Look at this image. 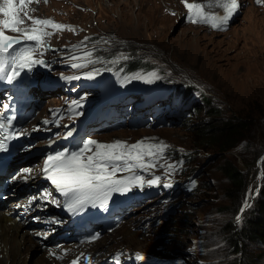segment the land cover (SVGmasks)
Masks as SVG:
<instances>
[{"label": "rangeland", "instance_id": "rangeland-1", "mask_svg": "<svg viewBox=\"0 0 264 264\" xmlns=\"http://www.w3.org/2000/svg\"><path fill=\"white\" fill-rule=\"evenodd\" d=\"M189 1L201 4L206 13L225 14L218 0H187ZM238 4L240 7L229 20L226 30H214L206 24L188 22L183 12L186 10L184 0H34L25 9L31 17L50 19L68 26L63 31L45 28L47 32H54L50 37L44 38L45 42L53 43L62 50L82 45V49L86 50L75 55L83 56L85 52H92L91 59L97 61L87 68L72 69L70 64L77 61L71 59V54L66 58L67 63L54 70V74L67 71V76H82L84 72L101 69L100 74L92 80L63 79L61 94L54 91L46 95L42 90L34 89L36 104L27 129H36L39 111L43 113L46 105L50 107L56 104L48 98L63 105L60 111L63 119L76 117L69 106L72 100L83 98V106L77 110L82 114L90 98L98 93H105L110 83L115 81L110 74L113 66L111 63L115 62L117 65L134 55H138V60L143 63L136 68H152L137 71L139 75L156 72L161 77L152 83L155 85L154 89L187 83L197 87L200 94L209 95L212 103L222 109L220 120L239 118L249 123L240 142L223 152L217 146L196 144L193 132L183 124V117H174L169 124L154 123L140 127L136 124L129 126L128 120L122 117L120 122L93 133L92 139L102 143L120 140L134 144L145 140L150 143L163 142L169 146L165 152L166 159L160 160L155 169L147 173L137 170L138 174L145 177V181L160 176V183L158 186H148L145 183L142 188L134 187L143 203L132 207L135 212L127 216L118 228L105 234V244L108 246L103 248L109 249L103 250L106 253L121 246L144 251L148 256L159 255L160 259L157 261L161 264H183L182 260L174 256L178 254L182 255L184 264L232 263V259H221L230 254V249L224 247L228 245V238L219 230L230 218L236 221V229L239 228L246 209L252 206L258 195L259 189H256L262 185L264 175V158L259 162L264 154V0H260V3L257 0H238ZM20 15L25 20L20 27L30 29L35 26L24 17L23 12ZM4 18L0 14V19ZM5 34L22 35L10 30H5ZM30 44L33 45L34 42ZM41 52L44 55V49H37L34 55L42 56ZM108 56L112 62L99 61ZM42 79L47 80L45 77ZM141 82L143 86L151 85L142 80ZM50 94L56 96L48 97ZM200 101L202 105V99ZM203 106L200 113L190 116L194 119L190 120L193 121L190 125L195 128L198 127L199 119H208L204 113L205 104ZM36 108L39 110L36 111ZM90 116L91 114L86 118ZM29 123H25V127ZM36 150L38 149L26 153L34 154ZM192 150H195V154L191 156V164L187 162L182 166V169L188 167L186 173H181V181L186 179V182L177 184L175 178L179 174L175 172L166 175L165 167L160 165L177 163L170 157ZM29 163L30 161L26 167L31 166ZM225 163L236 166L250 180L241 196V207L236 212L237 203L231 202L225 193L229 186L228 178L220 171ZM35 165L36 162L33 161L32 166ZM19 169L21 170L20 167ZM191 170L192 174L197 171L196 179L187 174ZM165 184H171V187H164ZM245 201L250 206L240 211ZM10 202L6 204L9 205ZM3 205L4 203H0V206ZM145 217L151 223L150 232L137 227ZM32 225L30 224L28 231L33 233L38 228L37 225ZM127 231L131 235H127ZM102 239L89 247L102 243ZM210 243L212 244L209 245ZM218 246L222 248L216 249ZM258 247L263 246L257 240L248 241L249 250ZM40 253L43 250L39 245L38 248H31L27 252L26 264L36 263ZM197 259L202 261L198 262Z\"/></svg>", "mask_w": 264, "mask_h": 264}, {"label": "snow or ice", "instance_id": "snow-or-ice-1", "mask_svg": "<svg viewBox=\"0 0 264 264\" xmlns=\"http://www.w3.org/2000/svg\"><path fill=\"white\" fill-rule=\"evenodd\" d=\"M33 2L34 0H2V3H0V14L5 17L0 19V73H7L4 79L8 83L17 80L22 73L31 72L36 66H47L43 59L34 58L37 49L48 50L44 48V38L54 34V32L45 31V28L50 27L54 31H63L68 28V26L56 23L50 19L29 16L25 9ZM218 2L224 10L225 14L223 15H211L204 11V7L201 4L188 3L187 0H184V6L187 9L185 19L190 23L209 25L214 30H226L229 20L239 9L240 5L238 0H218ZM257 3H260V0H257ZM21 12H23L24 17L32 21L33 25H35L34 27L30 29L20 27L25 23V20L21 18ZM5 30L22 33V36L6 35ZM23 41L34 42V44L20 47L10 53V49H13L15 45H20ZM79 47L73 46L74 49ZM51 50L53 52L57 51L56 49ZM40 54L43 55V52ZM92 55V52H85L83 56L73 54L71 59L77 62L71 63L70 67L72 69L87 68L89 64L97 62L91 59ZM9 65L11 66L10 70ZM100 72L101 69H93L92 71L84 72L82 76L72 75L62 76L61 78L65 81L80 80L81 78L92 80ZM160 78L158 73L150 72L126 77L124 82L142 80L147 84H152ZM82 99L72 100L69 106L70 111L76 116L81 115V112L77 110L83 106L81 103ZM10 123L11 121H8V124ZM44 123L48 124L50 121L45 120ZM7 126V124L0 122V130L5 129ZM67 135L72 136L73 133L69 131ZM13 138L12 135L4 136L3 132L0 131V152L8 151L6 141ZM168 147L163 142L150 143L141 140L134 144H128L124 141L116 140L111 143H102L89 138L77 151H60L49 155L45 162L44 171L46 178L55 187V190L65 198L67 210L76 214L83 212L88 206L106 208L113 193L123 194L133 187L142 188L145 183L148 186H158L161 180L160 176L157 175L145 181V177L138 174L137 170L147 173L155 169L160 160L166 159L165 152ZM182 163V161H179L160 166L165 167L166 175H171L180 170L177 165H182ZM23 172L30 173L31 169H24ZM124 172H129L131 175L117 177V173ZM192 183L193 187H195V181ZM164 187H171V184H165ZM248 206H250L248 201H245V207ZM97 238L93 236L88 242H92ZM49 255L55 256L57 259H63L62 256H57L52 250H49ZM80 259V257H77L71 261V264H80ZM135 259L143 261L144 257L136 254ZM116 264H120L118 256Z\"/></svg>", "mask_w": 264, "mask_h": 264}, {"label": "trees", "instance_id": "trees-1", "mask_svg": "<svg viewBox=\"0 0 264 264\" xmlns=\"http://www.w3.org/2000/svg\"><path fill=\"white\" fill-rule=\"evenodd\" d=\"M142 64L141 61L136 60L132 65L141 66ZM195 88L197 87L184 83L178 87L177 91V96L181 100H190L189 104L191 106L187 108L186 114L183 116L185 118V123L183 124H186L187 128L193 132L195 143L212 147L217 146L220 152L236 146L243 138V132L248 129L249 123L239 118L237 120L230 118L220 120L223 115L222 109L212 103L209 95L205 93L200 94V92L197 93ZM50 96L56 95L50 94ZM200 99H202L203 104L206 106L204 113L208 119L207 121L205 119H199L198 127L195 128L193 125H190V123H193L190 120H194L190 116H193L197 112L200 113V108L204 107L203 104L201 105ZM193 154H195V150L180 154L179 157H184L191 164V156ZM225 164V166L220 167V171L227 176L229 181V186L225 190V193L231 202L234 204L237 203V208L234 211L236 212L241 207V196L245 192L250 180L236 166L228 163ZM236 224V221L230 218L222 229L219 230L220 233L221 231L224 232L225 237L228 238V245L224 247H229L230 249V254L221 259H232L230 260L232 261L231 264H264V253H262L264 252V175L258 195L254 198L252 206L246 209L245 216L241 220L238 229H236ZM251 240H257L263 247L249 250L248 241ZM217 242L214 241V243ZM218 248H222V246L216 247V249ZM239 253L241 254L240 260Z\"/></svg>", "mask_w": 264, "mask_h": 264}, {"label": "bare ground", "instance_id": "bare-ground-1", "mask_svg": "<svg viewBox=\"0 0 264 264\" xmlns=\"http://www.w3.org/2000/svg\"><path fill=\"white\" fill-rule=\"evenodd\" d=\"M250 65H252V62H250ZM259 70L261 69L259 68ZM29 76H30V72H25V73H22L21 77H18V78L26 79ZM32 81L38 82L37 88H35V89H38V91L40 90L43 91L45 89L51 88V87H48L47 80L33 79ZM156 96H157L156 98L159 97V95H156ZM48 99L50 102L60 104L55 99L54 100L52 98H48ZM37 151L39 150H36V152ZM33 155L34 154H31V153H24L20 156H16L15 161L11 163L10 165V170L20 167L22 170L20 174L25 175L23 170L29 169L32 167V166L26 167V165L33 158ZM8 180H9V176L0 175V185L4 181L8 182ZM12 187H14L15 191H19L22 189L21 193L25 192V188L23 187L21 182H14ZM9 201H11L9 205L4 204L3 206H0V255L2 256V259H0V264H7V262H9V264H26L27 262L25 260H26L27 252L31 248H38V245L43 250V253H40L41 256L37 259L36 263H32V264H61V259H57L55 256L49 255V250H52L57 255H62L64 254L62 253V246L57 245L56 243H51V241H50V244H46V242H43V245H42L41 244L42 241L38 237L42 235V232L40 231V229H35L33 233L28 231V229L30 228V224H31L28 218L29 213L32 212V208L34 207L27 208L26 210L12 211L10 208V205L16 204L15 198L10 196ZM133 219L134 218H132V220ZM126 234L131 235V232L127 231ZM51 238L52 237H50V239ZM105 239L106 238H104V240L102 239V243L100 242L99 244L91 248L88 247L90 244L93 245V243L100 241L101 239L94 241L92 243H89V244H84L81 247H78L75 244L71 243L69 244V247L71 248L72 252L66 253L64 254V256H67L68 258L78 257L80 253H84V252L89 253L91 251L93 252V254H96V252L98 251H102L104 255L106 251H103V250L107 249V248H103L104 246H106ZM35 243L38 245L36 246ZM24 248H26V250ZM102 259L103 258L99 256V258L97 259V262H100Z\"/></svg>", "mask_w": 264, "mask_h": 264}, {"label": "water", "instance_id": "water-1", "mask_svg": "<svg viewBox=\"0 0 264 264\" xmlns=\"http://www.w3.org/2000/svg\"><path fill=\"white\" fill-rule=\"evenodd\" d=\"M264 157V154L260 157V160H259V162H261V159ZM262 176V173L260 172V177ZM259 188H257L256 190H258ZM244 207H245V205H243V208H241V210L240 211H243L244 210Z\"/></svg>", "mask_w": 264, "mask_h": 264}]
</instances>
